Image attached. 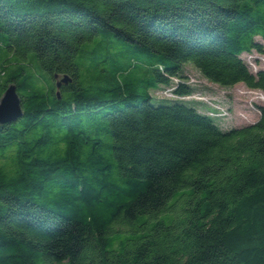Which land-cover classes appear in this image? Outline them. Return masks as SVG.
Returning a JSON list of instances; mask_svg holds the SVG:
<instances>
[{
  "label": "trees",
  "instance_id": "trees-1",
  "mask_svg": "<svg viewBox=\"0 0 264 264\" xmlns=\"http://www.w3.org/2000/svg\"><path fill=\"white\" fill-rule=\"evenodd\" d=\"M256 36L264 0H0V264H264V106L224 129L182 81L264 95Z\"/></svg>",
  "mask_w": 264,
  "mask_h": 264
},
{
  "label": "rangeland",
  "instance_id": "rangeland-1",
  "mask_svg": "<svg viewBox=\"0 0 264 264\" xmlns=\"http://www.w3.org/2000/svg\"><path fill=\"white\" fill-rule=\"evenodd\" d=\"M254 41L261 45L262 51L259 52L258 50L252 49L248 53L242 52L239 55L246 63L247 68L253 73L259 69H264V39L256 36ZM94 47L95 44L92 43L88 48L92 50ZM105 53L104 50H100V56L105 55ZM7 57L12 58L11 54L0 47V68L6 62ZM183 65L182 72L186 78L182 81L193 88L189 97H183L185 100L183 103L187 107H194L199 112H205L206 114H208L206 111L212 110L214 112L215 110L221 111L223 109L225 114H221L219 117H213L212 120L224 129L228 127L238 128L247 124L250 125L258 120V106H264V95L259 90H250L243 83L223 88V86L216 83L213 84L203 78L191 62L184 63ZM32 69L36 75L41 76L44 80L51 79V76L45 73L37 63L32 65ZM178 81L177 78H171L170 86H159L158 89L152 90L150 92L152 97L151 103L162 105L171 103L172 99L169 98V95H171V91Z\"/></svg>",
  "mask_w": 264,
  "mask_h": 264
},
{
  "label": "water",
  "instance_id": "water-1",
  "mask_svg": "<svg viewBox=\"0 0 264 264\" xmlns=\"http://www.w3.org/2000/svg\"><path fill=\"white\" fill-rule=\"evenodd\" d=\"M71 80L68 77L58 82V87L68 84ZM23 116L21 99L17 93V87L10 85L0 101V125L16 122Z\"/></svg>",
  "mask_w": 264,
  "mask_h": 264
},
{
  "label": "built area",
  "instance_id": "built-area-1",
  "mask_svg": "<svg viewBox=\"0 0 264 264\" xmlns=\"http://www.w3.org/2000/svg\"><path fill=\"white\" fill-rule=\"evenodd\" d=\"M171 91V90H170ZM169 91V92H170ZM169 96H172V94L171 95H169ZM208 114L210 115V116H212V118L214 117H219L221 114H225V111L223 110V109H221V111L219 110H215L214 112L212 111V110H210L209 112H208Z\"/></svg>",
  "mask_w": 264,
  "mask_h": 264
},
{
  "label": "bare ground",
  "instance_id": "bare-ground-1",
  "mask_svg": "<svg viewBox=\"0 0 264 264\" xmlns=\"http://www.w3.org/2000/svg\"><path fill=\"white\" fill-rule=\"evenodd\" d=\"M64 79V78H63ZM63 85V84H62ZM67 85V84H66ZM56 88H58L57 86H56ZM210 109V108H209ZM209 112V111H208ZM210 117V116H209Z\"/></svg>",
  "mask_w": 264,
  "mask_h": 264
}]
</instances>
